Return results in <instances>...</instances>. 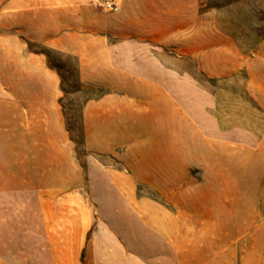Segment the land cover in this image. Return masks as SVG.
Masks as SVG:
<instances>
[{"label": "rangeland", "instance_id": "obj_1", "mask_svg": "<svg viewBox=\"0 0 264 264\" xmlns=\"http://www.w3.org/2000/svg\"><path fill=\"white\" fill-rule=\"evenodd\" d=\"M35 1L0 0V252L14 244L27 264H80L76 238L50 242L51 226L99 218V204L113 201L105 193L113 184L128 199L131 192V203L170 214L178 204H225L228 153L235 157L232 199L241 202V149L232 145L264 131V0H207L203 12L210 14L196 21L195 52L174 45L153 52L164 65L162 79H85L76 55L39 41ZM132 93L143 98L133 101ZM107 95L116 127L128 130H89L98 115L87 107ZM177 140L184 141L178 155ZM201 142L215 157L211 163L196 162ZM152 155L168 156L169 163L146 164ZM155 165L165 169L169 188L183 186L181 195L162 196L131 179ZM94 168L105 175L96 172L94 181ZM234 231L240 240L250 232Z\"/></svg>", "mask_w": 264, "mask_h": 264}, {"label": "crops", "instance_id": "obj_2", "mask_svg": "<svg viewBox=\"0 0 264 264\" xmlns=\"http://www.w3.org/2000/svg\"><path fill=\"white\" fill-rule=\"evenodd\" d=\"M115 1L117 10L104 12L96 6V0H36L33 26L44 37L39 41L76 55L77 67L85 79H162L157 74L164 65L153 52H170L171 45L174 51L195 52L196 21L210 14L203 12L207 0ZM22 14L18 19L21 34V24L26 20ZM191 41L193 48L187 47ZM130 96L133 101L143 98L137 93ZM111 97L107 95L87 107V112L98 115L94 124L88 122L89 130L107 134L111 130H128L116 127L119 122L111 117L115 114L107 103ZM173 143L178 155L184 141ZM200 144L196 162L211 163L215 157L207 156L206 143ZM216 145V139L211 138L210 148L216 149ZM232 146L241 149L236 151L244 175L240 203L232 199L235 157L228 153L225 162L231 173L226 178L225 204L213 200L193 206L178 204L173 207L175 214H170L154 204L131 203V192L128 199L113 184L112 191L105 190L113 201L104 199L105 203L99 204V218L86 224L67 220L61 230L52 225L50 242L59 235L75 237V258L80 264H264V131L257 139L243 138ZM149 163L165 166L169 158L152 155L147 158ZM96 172L105 175L94 168V181ZM165 174L164 168L155 165L146 177L135 172L131 179L144 181L162 196L181 195L183 186L169 188ZM212 186L218 192L216 184ZM245 194L252 198L245 199ZM239 227L250 230L247 239L240 240V233H235ZM52 250L56 249L51 247L49 251ZM0 264H27V260L20 246L9 244L0 252Z\"/></svg>", "mask_w": 264, "mask_h": 264}, {"label": "built area", "instance_id": "obj_3", "mask_svg": "<svg viewBox=\"0 0 264 264\" xmlns=\"http://www.w3.org/2000/svg\"><path fill=\"white\" fill-rule=\"evenodd\" d=\"M96 5L104 12H113L118 8L115 0H96Z\"/></svg>", "mask_w": 264, "mask_h": 264}]
</instances>
